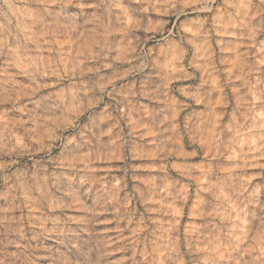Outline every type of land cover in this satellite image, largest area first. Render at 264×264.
Instances as JSON below:
<instances>
[{"label": "clouds", "instance_id": "9594fccd", "mask_svg": "<svg viewBox=\"0 0 264 264\" xmlns=\"http://www.w3.org/2000/svg\"><path fill=\"white\" fill-rule=\"evenodd\" d=\"M0 264H264V0H0Z\"/></svg>", "mask_w": 264, "mask_h": 264}]
</instances>
